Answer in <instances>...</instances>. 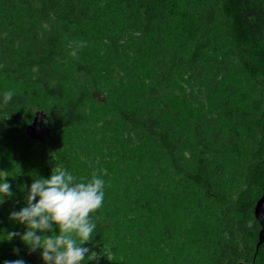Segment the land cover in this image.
Here are the masks:
<instances>
[{
  "label": "trees",
  "instance_id": "16d2710c",
  "mask_svg": "<svg viewBox=\"0 0 264 264\" xmlns=\"http://www.w3.org/2000/svg\"><path fill=\"white\" fill-rule=\"evenodd\" d=\"M7 90L0 264H44L6 235L23 234L9 215L55 166L107 170L86 264H264V0H0V101ZM38 111L43 142L26 135Z\"/></svg>",
  "mask_w": 264,
  "mask_h": 264
},
{
  "label": "clouds",
  "instance_id": "9594fccd",
  "mask_svg": "<svg viewBox=\"0 0 264 264\" xmlns=\"http://www.w3.org/2000/svg\"><path fill=\"white\" fill-rule=\"evenodd\" d=\"M86 41H76L70 56L78 57V52L86 47ZM14 93H3L0 106L11 101ZM102 173L93 172L90 178L73 175L63 167L55 166L48 178H35L28 187L26 206L12 211L9 219L25 227L23 234L9 232L7 240L19 237L29 252L41 249L40 258L44 264H86L97 260L99 254L83 245L93 239L96 230L94 214L103 207L105 181ZM7 171H0V204L5 197L13 195ZM14 251L18 252L19 249ZM3 264H25L22 259L6 260Z\"/></svg>",
  "mask_w": 264,
  "mask_h": 264
},
{
  "label": "water",
  "instance_id": "95a60500",
  "mask_svg": "<svg viewBox=\"0 0 264 264\" xmlns=\"http://www.w3.org/2000/svg\"><path fill=\"white\" fill-rule=\"evenodd\" d=\"M46 114L42 111H38L34 114V117L30 124L26 127V135L29 139L43 142L45 138L49 137L50 129L45 124ZM253 217L259 225L258 241L256 244V253L259 251L260 246L264 243V191L260 198L256 201L253 207ZM236 264H253L239 262Z\"/></svg>",
  "mask_w": 264,
  "mask_h": 264
},
{
  "label": "rangeland",
  "instance_id": "374dc122",
  "mask_svg": "<svg viewBox=\"0 0 264 264\" xmlns=\"http://www.w3.org/2000/svg\"><path fill=\"white\" fill-rule=\"evenodd\" d=\"M239 82H240V80H235L234 81V88H236L237 93L239 94L240 99L243 100L245 94H247L248 91H247V88L244 86V84L243 85H238ZM226 183H227V188H228L229 193L232 194L233 196H235L236 194H238L240 192V190H241V177L238 178V176L236 174L235 175L233 174L232 175V178H230V179L227 178L226 179ZM214 214H215L214 212H210L209 213V216H211L213 218L214 217ZM208 221L209 220L206 219V221H204V223H208ZM197 237H198V235H192L191 237H189V243H191V242L193 243L195 239L198 242L199 241V237L198 238ZM195 245H198V243L195 244ZM188 246H189V244H188ZM175 256L178 257V253H176ZM195 262L198 263V261H195ZM148 264H157V263H156L155 259L153 258L152 260H150L148 262ZM159 264H165V263H163V261L162 262L160 261Z\"/></svg>",
  "mask_w": 264,
  "mask_h": 264
}]
</instances>
